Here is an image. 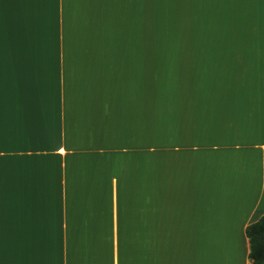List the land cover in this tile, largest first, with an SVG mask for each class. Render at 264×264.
Instances as JSON below:
<instances>
[{
	"label": "crops",
	"instance_id": "0c3cea01",
	"mask_svg": "<svg viewBox=\"0 0 264 264\" xmlns=\"http://www.w3.org/2000/svg\"><path fill=\"white\" fill-rule=\"evenodd\" d=\"M0 157V264H253L264 0H0Z\"/></svg>",
	"mask_w": 264,
	"mask_h": 264
},
{
	"label": "trees",
	"instance_id": "16d2710c",
	"mask_svg": "<svg viewBox=\"0 0 264 264\" xmlns=\"http://www.w3.org/2000/svg\"><path fill=\"white\" fill-rule=\"evenodd\" d=\"M250 242L249 258L253 264H264V215L246 228Z\"/></svg>",
	"mask_w": 264,
	"mask_h": 264
},
{
	"label": "rangeland",
	"instance_id": "374dc122",
	"mask_svg": "<svg viewBox=\"0 0 264 264\" xmlns=\"http://www.w3.org/2000/svg\"><path fill=\"white\" fill-rule=\"evenodd\" d=\"M178 78H153V90L156 92V90H159L162 87L163 89H166L165 87H168V90H175L176 82ZM191 79V78H189ZM184 81H187V78H183ZM186 89V88H185ZM157 101V100H156ZM155 102V101H154Z\"/></svg>",
	"mask_w": 264,
	"mask_h": 264
},
{
	"label": "snow or ice",
	"instance_id": "6c2138e0",
	"mask_svg": "<svg viewBox=\"0 0 264 264\" xmlns=\"http://www.w3.org/2000/svg\"><path fill=\"white\" fill-rule=\"evenodd\" d=\"M22 2L24 3H32V4H39V3H43L44 0H22ZM61 152L64 151L63 148L59 149ZM4 159V157H0V161H2ZM0 180H2V176H0Z\"/></svg>",
	"mask_w": 264,
	"mask_h": 264
}]
</instances>
